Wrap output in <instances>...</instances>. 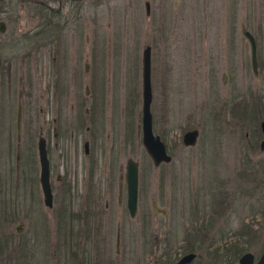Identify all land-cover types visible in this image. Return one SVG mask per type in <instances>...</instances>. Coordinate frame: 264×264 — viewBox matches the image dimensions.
Listing matches in <instances>:
<instances>
[{"label": "rangeland", "instance_id": "rangeland-1", "mask_svg": "<svg viewBox=\"0 0 264 264\" xmlns=\"http://www.w3.org/2000/svg\"><path fill=\"white\" fill-rule=\"evenodd\" d=\"M147 1L146 13L144 0H60L54 15L62 23L59 45L52 38L55 29L43 25L47 12H40L37 0H0V203L5 211L0 235L6 241L0 264H74L61 237L86 230L66 214L69 206L83 210L88 194L95 199V214L107 201L106 219L96 224L109 235L106 253L95 245L87 255L79 253L99 259L98 264L105 258L117 262L118 220L140 221L141 231H155L157 225L156 235L168 237L175 248L183 245L188 227L202 224L208 231L204 256L216 248L218 264H237L242 251L256 257L263 249L264 148L258 147V121L264 107L252 113L249 102H264V0ZM243 29L255 39L256 73ZM145 45L150 46L151 127L171 156L157 165L141 144ZM191 128L198 131L196 140L184 145L181 135ZM39 130L49 160L51 206L42 202L37 181ZM127 157L138 165L135 219L127 216L124 202ZM62 173L66 181L59 183L55 175ZM152 200L165 210L164 218ZM145 215L156 222L143 223ZM152 241L142 238L141 257L145 248L159 251Z\"/></svg>", "mask_w": 264, "mask_h": 264}, {"label": "flooded vegetation", "instance_id": "flooded-vegetation-1", "mask_svg": "<svg viewBox=\"0 0 264 264\" xmlns=\"http://www.w3.org/2000/svg\"><path fill=\"white\" fill-rule=\"evenodd\" d=\"M76 1V0H74ZM37 2L40 4V12L42 10V8L44 10H46L47 12V16L43 19V25L44 27L46 26H51L52 29H55L54 31H52V38L56 41H58V44L61 45L62 37V31H61V27H62V23L58 22L57 19L55 20V16L56 14H59V10L61 8L60 6V0H57V6L56 8H53L48 2H46L45 0H37ZM50 13V14H49ZM2 23H0V29H2ZM60 25V26H59ZM41 30V29H40ZM255 40V39H254ZM59 45H57L59 47ZM255 51H256V43H255ZM59 59V56L57 57ZM52 59H54V56H52ZM250 63V61H249ZM151 67V64H150ZM86 68V66H85ZM250 68L252 70L253 73L257 72V56H256V70L254 71L251 67L250 64ZM86 91L89 90L88 86H85ZM150 89H151V82H150ZM255 98V97H254ZM257 100H252L251 103L249 102V106H250V111L252 113H255V109H252L256 106H262L264 107V102H260L259 98H256ZM86 109H89V107H85L83 110L86 111ZM151 113V112H150ZM264 118H261L258 121V128L259 131L261 133V138L258 141V147L260 149L264 148V144L263 146L260 145V141L263 139L264 137V133L262 132L261 128H260V122L263 121ZM80 121V120H79ZM77 122V121H76ZM81 125V122L79 123ZM85 129H87V126L85 127ZM40 130H39V136H41L43 139L44 137L40 134ZM198 133V131H197ZM44 145H45V139H44ZM166 148V147H165ZM45 149H46V156H47V148L45 145ZM82 152L84 154L89 153V140L87 138H85L82 142ZM170 155V154H169ZM128 158V157H127ZM171 158V156H170ZM48 159V156H47ZM137 163V161H136ZM38 164V161H37ZM38 171H39V165H38ZM49 173H50V167H49V160H48V177H49ZM55 180L58 181L59 183H61V181H66V177L65 174H56L55 175ZM37 181H38V172H37ZM123 181H124V172H123ZM50 178H49V184H50ZM50 188H51V184H50ZM137 190H138V165H137ZM52 192V190H51ZM65 192V191H64ZM124 195H125V183H124ZM137 195H138V191L136 194V209H137ZM53 197V194H52ZM93 196L91 194H88L87 198L84 199V201L82 202L83 204H85V207L83 210H71L70 206H69V214H66V219H68L70 222L74 221V222H82L85 224V227L83 226L84 229H86L85 231H77V232H73L74 237L72 236V232H66L64 233L65 236L61 237L62 239H66L65 243H67L70 247H68V253L73 255L75 257V262L74 264H98L97 261H100L99 259H91L90 258H81L80 256V251L83 254H88L90 253V250L93 249L94 245L95 248L97 249V251L106 253V241L107 238H109V235L107 232H103L99 229V225H96L98 222H102L106 219V216L103 215L104 209L107 208V201L105 200L102 204L101 207V214H95V209H93V204H95V199L92 198ZM93 199V200H92ZM124 202H125V208L127 211V216L131 219H135L137 218L135 213H136V209L133 213V215H130L128 213L127 207H126V197L124 198ZM152 206H153V210H159V212L162 214V217L164 218V214H165V210L162 208H158V206H154V201L152 200ZM60 208L63 210L66 209V207L64 205H61ZM63 216L59 215V218H62ZM65 217V216H64ZM125 218V217H122ZM145 218H147V215L142 216L143 219V223H153L156 222L154 220H152V218L149 221H146ZM124 221H117V225L115 226L114 229V235H113V249H114V254L117 256V262H113V263H105V260H107L106 258L103 260L104 264H218L215 259L217 256V251L216 248H213L210 251L206 252V255H209L208 258H205V238L208 233V231H206L207 229H205V227L202 224H196L195 226H190L188 227L189 229L186 230V232L184 233L183 237L181 238L183 240V245L181 247H173L171 246L169 243H171L168 240V237L165 238H159L156 233H158L156 231L157 229V225H153L155 227V231L153 230H149V231H141L140 230V221L137 224V221L133 222V224H131V222H128V224H124ZM171 222V221H170ZM95 223V224H94ZM122 223V224H121ZM197 223V222H196ZM167 225V224H166ZM127 228H129L130 230H126ZM159 228V227H158ZM83 239V243H84V247L82 250V243H81V239ZM145 239V238H152V242H154V247L159 249V251L157 252L156 250H151L150 248L148 249H144L142 251V257L140 256V245L141 244V240ZM64 243V242H63ZM208 244L211 243V240L208 242ZM160 244L162 245V248L160 249ZM81 246V247H80ZM99 246H102V248H100ZM80 247V248H78ZM95 250V254H98L99 252H97ZM100 252V253H101ZM244 252H250L248 250H244L242 251L237 257H236V261L237 264H239L238 262V258L241 254H243ZM252 254V263L257 259L258 256L254 257L253 253L250 252ZM190 254V258L188 259H183L186 255ZM149 257V258H148Z\"/></svg>", "mask_w": 264, "mask_h": 264}, {"label": "water", "instance_id": "water-1", "mask_svg": "<svg viewBox=\"0 0 264 264\" xmlns=\"http://www.w3.org/2000/svg\"><path fill=\"white\" fill-rule=\"evenodd\" d=\"M148 1L144 0L145 12H148ZM242 34L248 42L249 46V61L252 69L256 70V51L255 40L252 33L243 29ZM140 134L141 144L150 157L152 163L157 165L160 162H167L170 160V155L166 152L165 144L158 134L153 133L151 127V113H150V46L145 45L141 50V86H140ZM19 126V110H17V128ZM260 128L264 133V120L260 122ZM197 137V129L191 128L183 131L181 141L184 145H192ZM264 137L260 141L263 146ZM36 155L39 165L38 171V184L40 187L42 202L46 206L52 205V192L49 184L48 177V159L46 156V149L44 139L38 135L36 140ZM124 183H125V197L126 207L128 213L133 215L136 209V194H137V163L134 159L128 157L124 163ZM20 225V224H19ZM20 229L16 226L15 230ZM190 254L186 255L183 259L190 258ZM239 264H264V247L259 253L257 259L252 263V254L244 252L238 258Z\"/></svg>", "mask_w": 264, "mask_h": 264}, {"label": "trees", "instance_id": "trees-1", "mask_svg": "<svg viewBox=\"0 0 264 264\" xmlns=\"http://www.w3.org/2000/svg\"><path fill=\"white\" fill-rule=\"evenodd\" d=\"M4 213H5V211L3 209V205L0 203V217L3 218ZM5 244H6V241H5L4 237L0 235V251L3 250Z\"/></svg>", "mask_w": 264, "mask_h": 264}]
</instances>
